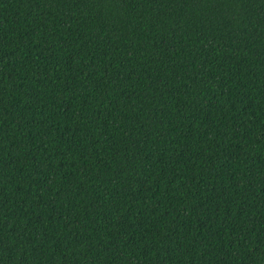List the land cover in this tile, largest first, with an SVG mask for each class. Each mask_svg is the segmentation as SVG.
I'll return each mask as SVG.
<instances>
[{
  "label": "trees",
  "instance_id": "16d2710c",
  "mask_svg": "<svg viewBox=\"0 0 264 264\" xmlns=\"http://www.w3.org/2000/svg\"><path fill=\"white\" fill-rule=\"evenodd\" d=\"M0 264H264V0H0Z\"/></svg>",
  "mask_w": 264,
  "mask_h": 264
}]
</instances>
